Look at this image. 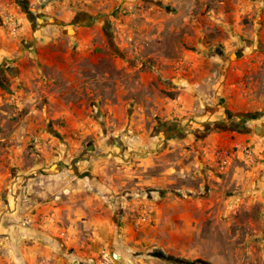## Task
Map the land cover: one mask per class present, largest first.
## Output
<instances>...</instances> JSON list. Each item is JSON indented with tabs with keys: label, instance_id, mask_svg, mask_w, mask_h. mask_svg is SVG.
Returning a JSON list of instances; mask_svg holds the SVG:
<instances>
[{
	"label": "rangeland",
	"instance_id": "374dc122",
	"mask_svg": "<svg viewBox=\"0 0 264 264\" xmlns=\"http://www.w3.org/2000/svg\"><path fill=\"white\" fill-rule=\"evenodd\" d=\"M218 1H226V6H246L248 1L262 4L253 5L247 11L240 7L239 14L235 10L233 14L228 12L231 18L226 21L229 22L224 31L218 27L204 32L218 53L228 50L222 39L240 37L245 42L239 48L248 50L247 54L237 58L231 76L227 73L226 84L232 86L233 91L226 107L232 115H240L234 119L251 122L254 128V124L264 123V0H214L210 6ZM146 2L71 0L70 7L74 11L89 6L98 15L100 9L106 8L100 16L107 22L102 27L103 33L109 41L114 36L118 38L120 28L123 43L107 47L106 58L88 61L89 83L76 80L73 84H63L60 92L66 96L75 120L46 121L40 126L35 122L25 132L21 131L19 138L9 141L10 150L0 154V217H3L0 219V264H209L197 257L199 252H195L193 242L183 247L179 245L183 239L177 234L163 235L164 241L155 243L156 248L144 249L140 242L144 234L136 227L141 226L146 207L141 209L142 205L129 203L137 199L138 193L146 194V187L137 185L140 177H156L157 174L152 171L143 174L135 160L118 159L119 150L115 149L113 139L103 132V129L124 130L131 125L134 128L146 126L149 132L158 129L156 118L159 117L148 114L133 119L135 105L131 94L145 92L139 87L143 75L171 67L167 64L168 58L163 63L161 56L163 50L166 54H177L178 26H174L175 34L165 46H161V41L151 46L148 32L156 35L160 27L152 30L147 24L152 18H162L153 14L157 9L146 6ZM32 3L33 0H0V28H6L8 21H17L23 16L30 22V15L36 13ZM160 7L165 16L173 11V6ZM172 18L175 22L182 19ZM120 21L125 27H118ZM217 39L221 42L215 43ZM14 40L21 45V38ZM120 54L127 58L125 62L119 58ZM204 62L206 71L211 64ZM214 65V69L220 66L219 63ZM161 78L165 76L161 75L154 82L158 89L165 83ZM161 95L164 99L174 97L175 93L163 89ZM48 103L43 99L38 106L44 108ZM56 108L64 109L59 104ZM102 110L104 117L98 115ZM135 122L138 125L135 126ZM253 141L249 146L254 150L256 162L248 163L237 154L231 168L250 171L257 168L256 174L247 173L246 178L254 181L253 186H258V181L261 183L258 192L264 197V135L253 137ZM64 161L63 166L58 165ZM166 166V163L160 165ZM174 172L171 181L178 180ZM175 186L169 188L173 191L171 197L178 201L181 196ZM253 188L248 193L250 197L255 192ZM250 200L240 203L233 217L227 218L226 221L231 222L228 228L217 223L219 241L244 247L229 253L230 264H264V201L260 197L253 202ZM22 239L25 244L19 241ZM160 253L164 258L159 257Z\"/></svg>",
	"mask_w": 264,
	"mask_h": 264
},
{
	"label": "crops",
	"instance_id": "0c3cea01",
	"mask_svg": "<svg viewBox=\"0 0 264 264\" xmlns=\"http://www.w3.org/2000/svg\"><path fill=\"white\" fill-rule=\"evenodd\" d=\"M146 1V6L157 9L152 13L162 18H152L147 24L152 30L160 27L156 35L148 32L151 46L158 41L165 46L175 34L174 26H178L177 54H166L163 50L161 56L163 63L168 58L167 64L171 67L143 75L139 87L145 92L139 90L137 94H131V102L135 105L133 119L148 114L159 117L156 118L158 129L149 132L146 126L134 128L131 125L124 130L103 129V132L113 139L115 149L119 150L118 159L135 160L143 174L150 171L157 174L156 177H140L137 185L146 187V194L138 193L135 202L129 203L140 204L141 209L146 207L140 221L143 222L136 227L144 234L140 241L144 249L156 248L155 243L164 241L163 235L177 234L183 239L179 242L182 247L194 243L198 258L209 264H230L231 252L241 251L244 247L219 241L217 223L228 228L231 222L226 220L233 217L240 203L250 199L253 202L259 197L264 201V197L258 192L261 183L258 181L259 185L253 186L254 181L246 178L247 173L256 174L257 168L250 171L229 167L221 171L213 163L212 154L217 147L231 150L245 143L253 145V137L264 135V123L254 124L252 128L251 122H238L234 116L240 115L227 112V101L231 100L229 96L233 91V87L226 84L227 73L231 76L237 58L247 54L248 50L239 48L245 42L240 37L222 39L228 50L218 53L204 32L218 27L224 31L234 10L239 14L240 7L247 11L253 5L262 4L248 1L246 6H226V1H218L210 6L214 0ZM70 4L71 0H33L31 6L36 13L30 15V22L23 16L17 19L18 22L8 21L6 28H0V154L10 150L9 141L19 138L21 131L25 132L35 122L40 126L46 121L75 120L76 115L60 90L76 80L89 83L88 61L106 58L107 47L113 48L112 43L118 45L123 40L120 28L118 38L114 36L109 41L103 33L102 27L107 22L100 16L106 8L96 15L89 6L74 11ZM160 6H173V11L165 16ZM174 16L182 19L175 22ZM120 23L118 27H125ZM17 37L22 39L21 45L15 42ZM218 42L221 40L215 41ZM119 58L123 62L127 60L122 54ZM200 59L211 64V68L204 71L207 64ZM218 63L220 66L214 69L212 64ZM161 75L165 76L161 78L165 83L158 89L154 82ZM163 89L175 93L174 97L163 99ZM43 99L49 103L39 108ZM58 104L64 109H57ZM104 114L102 110L98 115L104 117ZM114 116L118 117V113ZM165 163V168L160 167ZM173 172L178 175L177 181H171ZM174 184L181 196L178 201L171 197L173 191L169 187ZM251 187L255 191L252 197L248 194ZM19 241L25 244V239Z\"/></svg>",
	"mask_w": 264,
	"mask_h": 264
},
{
	"label": "built area",
	"instance_id": "2783aa9c",
	"mask_svg": "<svg viewBox=\"0 0 264 264\" xmlns=\"http://www.w3.org/2000/svg\"><path fill=\"white\" fill-rule=\"evenodd\" d=\"M13 29L15 31L16 28ZM237 154H241L242 157L245 158L244 160L249 163L256 162L255 153L252 147L249 145H243L237 146L231 150L222 147L215 148L212 154L213 163L219 170L225 171L231 167Z\"/></svg>",
	"mask_w": 264,
	"mask_h": 264
},
{
	"label": "flooded vegetation",
	"instance_id": "af4514ba",
	"mask_svg": "<svg viewBox=\"0 0 264 264\" xmlns=\"http://www.w3.org/2000/svg\"><path fill=\"white\" fill-rule=\"evenodd\" d=\"M64 163H65V161L64 162H60L58 165L59 166H63Z\"/></svg>",
	"mask_w": 264,
	"mask_h": 264
},
{
	"label": "water",
	"instance_id": "95a60500",
	"mask_svg": "<svg viewBox=\"0 0 264 264\" xmlns=\"http://www.w3.org/2000/svg\"><path fill=\"white\" fill-rule=\"evenodd\" d=\"M159 257H160V258H164V256H163L161 253L159 254Z\"/></svg>",
	"mask_w": 264,
	"mask_h": 264
}]
</instances>
